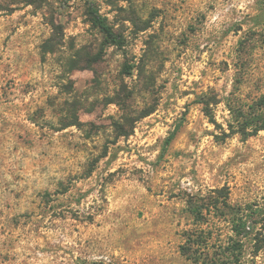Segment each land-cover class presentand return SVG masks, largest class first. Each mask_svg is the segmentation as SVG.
I'll use <instances>...</instances> for the list:
<instances>
[{
  "label": "rangeland",
  "instance_id": "374dc122",
  "mask_svg": "<svg viewBox=\"0 0 264 264\" xmlns=\"http://www.w3.org/2000/svg\"><path fill=\"white\" fill-rule=\"evenodd\" d=\"M262 95L264 0H0V264H215L226 200L264 233Z\"/></svg>",
  "mask_w": 264,
  "mask_h": 264
},
{
  "label": "trees",
  "instance_id": "16d2710c",
  "mask_svg": "<svg viewBox=\"0 0 264 264\" xmlns=\"http://www.w3.org/2000/svg\"><path fill=\"white\" fill-rule=\"evenodd\" d=\"M89 13L92 16V19L97 25L101 31L104 33L105 40L112 45H121L122 44V37L119 35L114 28L107 22L106 17H104L98 8L94 6V4L91 2L89 5ZM257 106L259 109L264 110V95H262L261 99L258 100ZM255 108V105H254ZM150 113V112H149ZM147 113V114H149ZM255 118H250L251 121H247V123H241V128L239 129V132L243 133L245 136H252L256 133H258L260 130H264V113L261 115L256 116ZM250 123L252 124V129H249ZM222 196V195H221ZM216 206L219 207L218 201L215 202ZM224 204L229 208L232 209L231 212H229L227 215L232 216V228L235 232V235L239 239L232 238L231 241H229L226 245L221 244L220 246V252H216L215 257L213 258V261H215V264H223L224 258H228L229 260L236 259L237 261L240 260L243 252H244V242L243 239L245 237H249L254 232V250L253 255L257 256L261 253L264 255V233L261 230H258L255 226V223L253 224L252 221H250V215H246L241 213V210H235V207H232L227 200L224 202ZM240 209V208H239ZM200 211L196 210L195 213H197V216ZM196 241L192 240V237L189 235L187 244L183 245L182 251L183 254L187 255L190 259L198 262H207L209 257V253H198V250L195 249ZM206 255V256H204ZM230 263L235 264V261H231ZM225 264V263H224Z\"/></svg>",
  "mask_w": 264,
  "mask_h": 264
}]
</instances>
